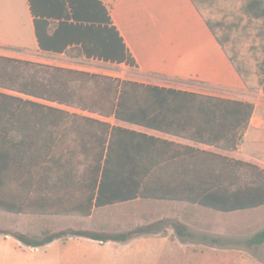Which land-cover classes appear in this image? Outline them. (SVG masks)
<instances>
[{"label": "trees", "instance_id": "16d2710c", "mask_svg": "<svg viewBox=\"0 0 264 264\" xmlns=\"http://www.w3.org/2000/svg\"><path fill=\"white\" fill-rule=\"evenodd\" d=\"M191 1L244 86L264 93V0ZM71 7L79 19L76 5ZM222 12L238 19L235 27L217 19ZM62 24L81 40L97 39L106 28ZM64 48L72 58L92 57L85 47ZM253 111L248 101L0 55V211L89 217L95 209L138 199L219 212L262 207L264 168L228 155L242 143ZM243 171L249 181L241 183ZM159 223L109 234L0 233L38 247L69 236L125 241L159 231ZM173 227L179 236L186 234L184 225ZM246 242L263 244L264 229Z\"/></svg>", "mask_w": 264, "mask_h": 264}, {"label": "crops", "instance_id": "0c3cea01", "mask_svg": "<svg viewBox=\"0 0 264 264\" xmlns=\"http://www.w3.org/2000/svg\"><path fill=\"white\" fill-rule=\"evenodd\" d=\"M70 3L76 5L79 19L73 17ZM217 19L224 25L230 23L233 27L238 21L227 15H221ZM61 23L87 25L93 23L106 28L97 39L81 40L70 30L69 25ZM73 46L85 47L92 55L90 58L83 55L82 58L130 66L137 75V79L133 80L186 90L189 89L180 84L191 80L226 90L229 96L212 95L254 104L244 138L247 133L264 132V105L261 104L264 101V93L250 91L244 86L191 0H0L2 55L43 59L37 55H62L65 54L61 51L64 47L66 49ZM122 55L124 60H120ZM127 58L132 62H127L125 60ZM255 115L257 120L254 122ZM122 124L162 137L167 136L154 130ZM244 138L240 149H244ZM5 237L0 239L6 243L8 250L15 251L16 248L23 246L36 250L40 247L24 245L10 234ZM182 239V236L173 232L162 234L159 230L131 236L125 241H99L103 244L101 247L103 251L93 254L82 253L80 259L83 261L82 264H111L112 261L115 264L125 260L126 255H132L133 251L135 253L141 250L144 244L170 241L182 243ZM118 251L122 252L119 256ZM65 256L66 259H74L72 255Z\"/></svg>", "mask_w": 264, "mask_h": 264}, {"label": "rangeland", "instance_id": "374dc122", "mask_svg": "<svg viewBox=\"0 0 264 264\" xmlns=\"http://www.w3.org/2000/svg\"><path fill=\"white\" fill-rule=\"evenodd\" d=\"M223 14L224 12L220 13V16ZM37 56L43 59L18 58L79 69L115 79H137L134 69L125 64L106 63L82 57L72 58L65 54H39ZM180 86L189 90L229 96L226 90H219L216 87H209L191 80L181 83ZM259 95L261 96L262 93L260 92ZM261 104L263 106L264 101ZM61 107L71 113L75 112L99 118L111 124L115 123L112 118L84 113L71 107ZM256 120L255 115L254 122ZM163 137L189 144L182 139ZM196 146L200 147V145ZM241 146L242 143L237 151L228 155L264 168V132L261 134L247 133L244 138V149H240ZM247 181H249V176L243 171L240 182ZM154 222H160L159 228L162 234L169 231L177 235L173 225L176 223L184 225L186 234L182 236L183 242L144 244L141 250L135 253L132 250V255H126L125 260L115 264H264V243L250 246L246 242L253 234L264 229V206L249 210L219 212L183 202L138 200L95 209L90 217L17 215L0 211V230L18 231L31 236L67 229L93 230L109 234ZM6 235L9 234L0 233V238H6ZM5 244L0 239V264H82L83 261L80 259L82 253L93 254L103 251L101 242L83 236L58 238L36 250L23 246L13 251V249L8 250ZM132 246L139 245L132 244ZM121 253H117V256ZM146 253L153 255L149 256ZM65 255H72L74 259H66Z\"/></svg>", "mask_w": 264, "mask_h": 264}, {"label": "built area", "instance_id": "2783aa9c", "mask_svg": "<svg viewBox=\"0 0 264 264\" xmlns=\"http://www.w3.org/2000/svg\"><path fill=\"white\" fill-rule=\"evenodd\" d=\"M91 60H95V59H91ZM97 61V60H96ZM102 62V61H101ZM84 113H86V112H84Z\"/></svg>", "mask_w": 264, "mask_h": 264}]
</instances>
